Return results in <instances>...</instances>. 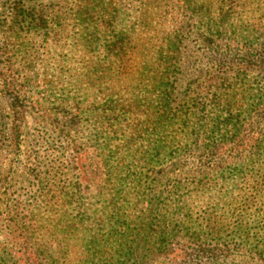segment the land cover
I'll return each mask as SVG.
<instances>
[{
	"label": "rangeland",
	"instance_id": "obj_1",
	"mask_svg": "<svg viewBox=\"0 0 264 264\" xmlns=\"http://www.w3.org/2000/svg\"><path fill=\"white\" fill-rule=\"evenodd\" d=\"M98 1L0 0V242L24 231L45 264H166L153 244L264 264V72L206 64L262 49L264 0L223 18L219 0H116L110 24ZM214 95L249 141L219 164L199 149L221 139Z\"/></svg>",
	"mask_w": 264,
	"mask_h": 264
},
{
	"label": "trees",
	"instance_id": "obj_2",
	"mask_svg": "<svg viewBox=\"0 0 264 264\" xmlns=\"http://www.w3.org/2000/svg\"><path fill=\"white\" fill-rule=\"evenodd\" d=\"M238 0H219L217 2V18H223L225 13H222V10L220 7L227 6L228 7H235L237 5ZM116 0H107V1H98L97 4L94 5L92 2V6L98 7L101 10V13L103 15H106L109 19L104 21V23H112L115 19V14L118 12V6H116ZM103 5L106 6V9L103 8ZM115 7V8H114ZM211 7V4H207L206 8L204 9V13L209 12V8ZM237 14V13H234ZM220 24H224L225 22L223 19L218 21ZM217 51V50H216ZM238 52L234 50H227L224 53L217 52L216 54L212 55V61L207 60V65H213L216 67L218 73H221L222 75L224 73H227L228 71L232 70V64H234L235 61L242 62L248 66L255 65L256 70L259 72H264V46H262L261 50H258V53H248L244 52L241 53L238 56ZM178 69V68H177ZM177 71H181L180 69ZM220 97L218 95H214V99L212 101V110L206 109L209 111L212 115L211 120H220L222 118V124L223 128H216V126L211 127L209 129L210 131H216L221 136V139L216 142L214 137H211L210 135L206 134V131H203L202 134L204 135V140L206 143L204 146L199 148L201 152L208 151L210 152L215 158H220L218 160V164L223 161L226 157H230L233 155L235 150H239V148H244L249 141L247 138L241 136L239 133H235L232 137L235 140V142L228 141L227 137L225 135H230V128L229 125L232 124L237 120V122L240 120V113L238 112L237 107H231L230 97H227L222 100L223 105L220 103ZM221 105V106H220ZM236 108V109H233ZM200 109H203L201 106ZM250 113L253 114L254 122L256 124H259L261 122H264V106L256 109V110H250ZM236 122V123H237ZM195 130L192 132L194 135ZM214 141V143H213ZM232 154V155H231ZM74 164H78V159L74 158ZM81 168L84 167V164L79 165ZM16 214L15 212L12 213ZM15 218V217H14ZM15 223H13L14 225ZM10 229V227H9ZM17 233V237L11 238V236H8V238H4L0 245L2 246V249L0 251V255L4 256L5 259H8L9 261H12L13 264H45L42 261L41 253L38 252L35 249H31L27 246V237H25V232L22 231V234L19 232L18 229H14ZM183 239V238H181ZM188 241V240H187ZM19 247L17 251H14L13 248ZM204 251L205 249L203 247L198 248L197 250L192 251H185L182 248H168L166 244L162 245H156L153 244L150 247V254H153V256L160 255V258L163 259L162 261L166 264L169 262H173L174 264H188V263H201L204 264L202 261H200L201 257L203 256H213V252L210 254H203L199 251ZM10 251V252H8ZM178 257L181 258L177 259ZM190 258V259H188ZM187 259L189 260L187 262ZM176 260H179L175 262Z\"/></svg>",
	"mask_w": 264,
	"mask_h": 264
}]
</instances>
